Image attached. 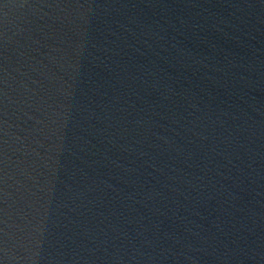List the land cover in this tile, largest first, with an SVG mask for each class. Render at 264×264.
I'll use <instances>...</instances> for the list:
<instances>
[{
    "label": "water",
    "instance_id": "water-1",
    "mask_svg": "<svg viewBox=\"0 0 264 264\" xmlns=\"http://www.w3.org/2000/svg\"><path fill=\"white\" fill-rule=\"evenodd\" d=\"M0 264H264V0H0Z\"/></svg>",
    "mask_w": 264,
    "mask_h": 264
}]
</instances>
